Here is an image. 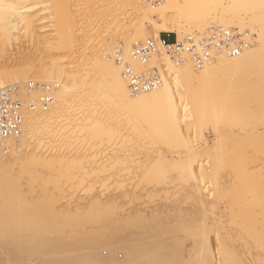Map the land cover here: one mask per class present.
I'll use <instances>...</instances> for the list:
<instances>
[{"label":"rangeland","instance_id":"374dc122","mask_svg":"<svg viewBox=\"0 0 264 264\" xmlns=\"http://www.w3.org/2000/svg\"><path fill=\"white\" fill-rule=\"evenodd\" d=\"M163 1L27 0L30 28L19 26L13 47L0 41V72H13L4 82L21 86L25 114V134L0 151V264H59L60 250L72 252L63 264H145L119 243L156 239L169 264H202L207 252L215 264H264V97L228 72L205 83L176 72L182 121L172 125L167 100L124 109L108 88L127 44L129 53L156 32L179 39L224 26L257 45L260 24L214 4L201 20L175 8L177 27L158 32L145 6ZM30 81L55 87L47 111L40 91H25ZM30 95L41 96L33 111Z\"/></svg>","mask_w":264,"mask_h":264},{"label":"bare ground","instance_id":"6f19581e","mask_svg":"<svg viewBox=\"0 0 264 264\" xmlns=\"http://www.w3.org/2000/svg\"><path fill=\"white\" fill-rule=\"evenodd\" d=\"M177 1L180 3L182 1V4L178 5ZM181 1L164 0L162 4L161 2L159 3V5L157 4L158 8H155V6H153L154 4L151 6L150 5L145 6V9L149 10L150 12L151 10H153V12H155L158 15V18L162 21L161 23L162 25L160 24L161 27L159 26L160 28H156L158 32L159 31L169 32L175 26L177 27L176 24H178L177 21L179 19L175 20V18H173L170 15L172 11L181 9L182 12H184L183 10L185 11L187 10V12L194 14L193 17H195L196 20H199V19L201 20L205 16V12L207 8L214 4V5L220 6V9L222 11L221 14L230 12L231 14L239 13V14H244L246 16L249 15L251 16L252 18L251 20H253L254 23L256 22L257 24H260V33H258L259 35L257 34L258 35L257 45H254L255 47L253 48H250V49L248 48L247 50H244L237 56L230 57V56L223 55V54L217 55L213 57L210 61L206 62L202 67L197 68L194 66L192 69L188 67L189 66L188 64H191L188 61L182 64L181 63L175 64L174 62H172L171 59H169V55L165 53L160 54L150 59L149 63L151 65V63L153 62L156 65L159 61L163 60V63H166L169 66V68L172 69L171 70L172 73L170 74L171 76L169 75V77H166V76L164 77L165 75L164 70L162 67H160L161 81H160L159 86L152 91L141 93V94H138L137 96H131L127 91V81L123 77V71L125 67H128V66L129 68L132 67L131 69L133 70L136 68V71H139L138 69H141V67L145 65H142L138 61H135L131 58L130 52L128 53L130 46L129 44H127L126 50L124 51L125 52L124 56L126 58L127 64L124 66L121 72V75L118 72L119 70L108 69L106 71V75L108 76V79H109L107 82L108 88L113 95L119 98L120 105L124 107V109L126 108L131 109V107H135V106L140 108L139 105L152 106L154 104H157L158 102H161L162 100H167V102L169 103L168 104L169 109L166 108L168 109L167 116H166L167 121L170 122L172 125L180 124L179 122H181L182 120H181V116L177 114L178 104L174 101L175 90L178 85L177 77L176 76L174 77V74L176 72L179 75V77L186 79V81L196 80L201 83L202 81H204L205 83L206 80L208 81V79L212 78V76L215 74L228 72L231 75H236V77H239L238 80L240 81L238 82L237 84L238 87L236 86V88L238 89L241 88L242 90L250 91L252 93L257 92L258 94L256 95L261 94V96L264 97V0H228V1L227 0H181ZM224 1H226L227 3L226 6L223 3ZM25 2H27V0H0V41L2 40L3 43L2 42L1 43L3 45H6V44L9 45V48L11 45H14L16 40H18L17 39L18 37L16 38L15 36V32L18 31L19 26L23 27L22 28L23 32L25 28L28 29L31 26L30 21L26 17L27 9H25L26 7H24ZM258 8L261 9V12L259 11L260 13L255 14L257 13L256 9ZM218 23L220 25V24H223L224 21H220ZM225 25H229V24L226 23ZM227 28H230V27H227ZM20 31L21 30H19V32ZM26 31L27 30H25V32ZM154 36L156 37L154 40L159 38L157 32L154 34ZM7 47L8 46H6L5 49H7ZM215 59L216 61L212 62ZM159 64H162V63H159ZM2 72H0V88L4 87L3 85L6 84V82H4V81H7L5 80V77L6 78L11 77L13 74V72L11 73L9 72L11 75L10 76L6 71V73L9 75L7 76L5 72L4 73ZM8 81L10 82L11 80H8ZM172 82L175 84L173 85V87H171L172 85L170 86V83L172 84ZM32 97H35L39 100L41 96L40 95H33V96L30 95L26 99L27 104L29 102H31L30 104L34 103V100ZM137 111H140V110L137 109ZM23 131L22 133L25 134V132ZM12 140H16V139H5L3 141V144L7 143L8 145L12 142ZM1 187H6V186H1ZM139 238L141 237H138V239ZM144 238H147V237H144ZM115 244L118 247L119 245H122L121 248L124 249L126 255L133 256V258H143L145 261H143L142 263L147 264L149 263L147 261L153 260L152 262H155L156 264H169V262L166 263L165 259L167 260L169 259V251L171 250H169V245L167 244V241L165 240L156 239V242L143 241L142 243H138V242L136 243L135 241L125 240L122 243H119V245L118 243H115ZM115 244L106 246L109 251L107 250L105 251V253L106 252H107L106 254L113 253L114 248H116ZM60 252L63 253L65 256L64 257L62 256L60 258V260L58 261L59 264H63V262H66V260L72 257L71 255L72 252H68V250L67 252L64 250H60ZM205 254L206 256L204 255L205 257H203V259L201 258V260L199 259V261H202L203 262L202 264H215L214 258L216 257L215 256L213 257V255L210 252H207ZM192 262H194L193 259H192ZM195 262H198V261H195ZM133 263L135 264L136 262H133ZM2 264H8V262L2 263Z\"/></svg>","mask_w":264,"mask_h":264},{"label":"built area","instance_id":"2783aa9c","mask_svg":"<svg viewBox=\"0 0 264 264\" xmlns=\"http://www.w3.org/2000/svg\"><path fill=\"white\" fill-rule=\"evenodd\" d=\"M250 39L251 35L247 30L238 31L235 28L212 26L203 32H192L180 40L172 34L159 35L156 40L148 38L146 41L134 44L130 49V55L133 60L147 65L150 59L165 53L175 64L188 61L200 68L217 55L230 57L239 55L250 47ZM161 65L148 64L142 71L125 67L123 77L127 81L128 93L137 96L156 89L161 81ZM24 88L26 92L42 93V111H47L53 105L54 86L30 81ZM21 90L19 84L0 88V151L5 139H18L24 129L25 114ZM30 103L27 104V108L33 111L34 105Z\"/></svg>","mask_w":264,"mask_h":264}]
</instances>
